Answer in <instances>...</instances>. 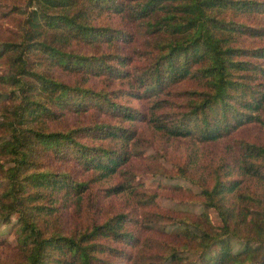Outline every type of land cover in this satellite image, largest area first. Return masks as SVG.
<instances>
[{
	"label": "trees",
	"instance_id": "trees-1",
	"mask_svg": "<svg viewBox=\"0 0 264 264\" xmlns=\"http://www.w3.org/2000/svg\"><path fill=\"white\" fill-rule=\"evenodd\" d=\"M4 1L0 264H264V0ZM139 124L202 212L133 182Z\"/></svg>",
	"mask_w": 264,
	"mask_h": 264
},
{
	"label": "rangeland",
	"instance_id": "rangeland-1",
	"mask_svg": "<svg viewBox=\"0 0 264 264\" xmlns=\"http://www.w3.org/2000/svg\"><path fill=\"white\" fill-rule=\"evenodd\" d=\"M2 9L8 11L11 6L8 4V0H5ZM8 3V4H7ZM18 4L24 6L25 0H18ZM15 31L14 26L9 25L5 28L0 25V37L10 38L12 32ZM3 69H0V73ZM134 103H137L136 101ZM141 139L137 143V149L140 151L134 158L133 166L136 167L138 176L131 177L133 182L140 181L149 193L156 192L157 198L155 203L157 204V210L168 213H175L177 211L182 213H193L198 214L203 211V207L197 200H191L195 198V194L199 192L200 188L192 183L187 178H172L167 179L165 176L159 174L156 176L157 166L162 165L165 168L175 169L173 162L185 161L189 158L194 151L190 149L191 143L188 141L178 142L175 140H166L161 138L159 135H155L151 129L147 128L146 125H141ZM243 131V130H242ZM241 135L247 138L260 140L264 142V129L258 128H246ZM140 144V145H139ZM222 147L216 148L212 152V159L218 162V156L221 154ZM208 161V159L206 158ZM193 164V163H192ZM194 165V164H193ZM144 172V173H142ZM210 220L213 225H222L221 218L216 209L211 208L208 211ZM163 223H161L162 225ZM2 225L0 224V228ZM173 227H180L175 225ZM172 228L169 227V230ZM168 230V227L166 228ZM236 247H240L242 244L239 240H234ZM199 264V263H197Z\"/></svg>",
	"mask_w": 264,
	"mask_h": 264
}]
</instances>
